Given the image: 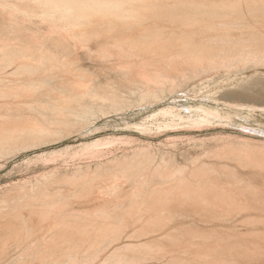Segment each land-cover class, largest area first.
I'll return each mask as SVG.
<instances>
[{
  "label": "rangeland",
  "instance_id": "374dc122",
  "mask_svg": "<svg viewBox=\"0 0 264 264\" xmlns=\"http://www.w3.org/2000/svg\"><path fill=\"white\" fill-rule=\"evenodd\" d=\"M161 1L91 32L0 0V264H264V0Z\"/></svg>",
  "mask_w": 264,
  "mask_h": 264
},
{
  "label": "bare ground",
  "instance_id": "6f19581e",
  "mask_svg": "<svg viewBox=\"0 0 264 264\" xmlns=\"http://www.w3.org/2000/svg\"><path fill=\"white\" fill-rule=\"evenodd\" d=\"M32 2L34 1V2H36V4L38 5V6H41V9H43L44 10V14H45V18H47L48 17V19H54V20H59L61 23H63L62 25H71V27H72V29L73 28H75V27H78V31L80 30V27H85V26H97V27H101L100 29H97V31L98 30H101L102 28H104V29H111V30H116L118 27H123L124 25H125V23H128V22H133V21H136V20H142V19H140V16L137 14L138 12H140V11H149L150 13H155V10L154 9H157V8H160L161 9V7L164 5V4H161V5H159L158 4V2L159 1H161V0H31ZM198 1V0H197ZM197 1H196V3H197ZM164 3V1H161V3ZM215 2V1H214ZM246 2V1H245ZM190 3V2H189ZM188 3V4H189ZM202 3V2H201ZM199 3L200 5H203L204 3ZM213 3V2H212ZM215 3H217V2H215ZM225 3H227V7L225 6V5H223V6H221V7H219V8H217L216 9V4H215V6H214V4H212L215 8V12H213V13H210L211 11H212V9L213 8H211V11L209 10V6L211 5V1H210V5L209 6H207V7H204L203 6V8L205 9V8H207L208 9V11L209 12H207L206 10H204L205 12H207V14L208 13H210L211 15L213 14V15H215V17H216V15L218 16L219 14L221 15L222 14V12L220 13V12H218L219 14H214V13H216V10L218 11V9H221L222 7H224V9H225V11H226V8H229L230 10H231V8H234V7H230V6H232V3L233 2H224V4ZM228 3H230L231 5H229V7H228ZM240 3V2H239ZM244 3V2H243ZM249 3V2H248ZM248 3H246V4H248ZM257 3V2H256ZM20 4H22V3H20ZM199 4H198V6H199ZM205 4H209V2H207V3H205ZM233 4H235V5H233V6H237L236 5V3L234 2ZM242 4V3H241ZM241 4H239V6L241 5ZM245 4V3H244ZM243 4V5H244ZM250 4H251V2H250ZM249 4V5H250ZM255 4V3H254ZM263 4V3H262ZM31 5V4H30ZM29 5V6H30ZM152 5V6H151ZM194 6L192 3H190V6ZM261 5V4H260ZM260 5H259V7H260ZM15 6V5H14ZM32 6V5H31ZM33 6H34V4H33ZM36 6V5H35ZM166 6V5H165ZM165 6H164V9H166L165 8ZM191 6V7H192ZM219 5H217V7H218ZM252 6H253V4H252ZM251 5H250V7H252ZM255 6L257 7V5H254L253 7L255 8ZM37 7V6H36ZM195 7H196V9H198L199 8V10H200V8H202V6H199L198 8H197V6H194V8H192L193 10L195 9ZM250 7H248V8H250ZM252 7V9L254 10V8ZM261 7H263L262 5H261ZM261 7H260V9L258 8V11H256L257 10V8L255 9V11L253 12V11H251L252 9H249L250 10V12H251V14L252 13H257V12H259V11H261ZM17 8H19V6H17ZM35 8V7H34ZM163 8V7H162ZM189 8V7H188ZM187 8V9H188ZM236 8V7H235ZM234 8V9H235ZM264 8V7H263ZM38 9H40V8H38ZM38 9H37V11H35L36 10V8H35V12H39L38 11ZM40 9V10H41ZM196 9H195V11H196ZM239 9L241 10H243V8H240L239 7ZM244 9H245V7H244ZM247 9V8H246ZM245 9V10H246ZM154 10V11H153ZM158 10V9H157ZM163 10V9H162ZM199 10H198V13H199V15H200V13L202 14L203 12L202 11H200L199 12ZM203 10V9H202ZM222 10V9H221ZM220 10V11H221ZM236 10H238V8L236 9ZM240 10H238V12L240 13L241 11ZM245 10L243 11V12H245ZM248 10V9H247ZM246 10V11H247ZM172 11V10H171ZM186 11V10H185ZM185 11H183V12H185ZM188 11V10H187ZM185 12L187 15H189V16H191L188 12H190L191 11V9H190V11H188V12ZM235 11V10H234ZM264 11V9L261 11V12H263ZM149 12H147L148 14H150ZM157 12H159V11H157ZM156 12V13H157ZM228 12H229V10H228ZM238 12H234L235 14H238V15H240L241 13H243V12H241L240 14L238 13ZM249 11H248V13H250ZM146 13V12H145ZM146 13V14H147ZM154 14V16H159V14ZM168 13V12H167ZM191 13V12H190ZM197 13V14H198ZM225 12L223 11V14H224ZM233 13V12H232ZM248 13H247V15H248ZM37 14H39L38 15V17L40 18V17H42L43 15H40V12L39 13H37ZM42 14V13H41ZM176 14V13H175ZM222 14V15H223ZM244 15L246 14V13H243ZM242 14V15H243ZM203 15V14H202ZM204 15H206V13L204 14ZM220 15H219V17H220ZM221 15V16H222ZM229 15V14H228ZM241 15V16H242ZM260 15V14H259ZM37 16V15H36ZM144 16V15H143ZM177 16V15H176ZM201 16V15H200ZM38 17H36V18H38ZM137 17V19H135ZM188 17V16H187ZM192 17H193V15H192ZM202 17V16H201ZM218 17V18H219ZM56 18V19H55ZM221 18V17H220ZM252 18V17H251ZM250 18V19H251ZM256 18V17H255ZM42 19H44V17H42ZM47 19V20H48ZM178 19V18H177ZM202 19V18H201ZM222 19H223V17H222ZM243 19H245V18H243ZM195 20H196V18H195ZM246 20H249V17L246 19ZM51 21V20H50ZM58 21V22H59ZM160 21V20H159ZM189 21V20H188ZM52 22V21H51ZM155 22V21H154ZM252 22V21H251ZM147 23V22H146ZM233 23H235V22H233ZM237 23H239V21H237ZM139 24V23H138ZM236 24V23H235ZM58 25H60L61 26V24H58ZM136 25V24H135ZM191 25V24H190ZM226 25V24H225ZM232 25V24H231ZM237 25V24H236ZM244 25V24H243ZM65 26H63L64 28H66ZM156 26H158V25H156ZM160 26V25H159ZM229 26V25H228ZM238 26V25H237ZM247 26V25H246ZM130 27H131V25H130ZM133 27V26H132ZM147 27V26H146ZM153 27H154V25H153ZM212 27V26H211ZM219 27V26H218ZM225 27V26H224ZM231 27V26H230ZM233 27H234V25H233ZM68 28V27H67ZM70 28V27H69ZM68 28V29H69ZM89 29H90V27H88ZM87 27L86 28H84V29H87V30H89ZM94 27H92L90 30H91V32H93L95 29H93ZM136 28V27H135ZM139 28H141V27H139ZM132 29V28H131ZM144 29V28H143ZM155 29V28H154ZM198 29V28H197ZM76 30V31H77ZM82 30V29H81ZM87 30H86V32H87ZM103 30V29H102ZM118 31L120 30L119 28L117 29ZM135 30V29H134ZM75 31V30H74ZM73 31V32H74ZM83 31H85V30H83ZM82 31V32H83ZM143 31V30H142ZM91 32H87V33H85V35L86 34H88V33H91ZM107 32V31H106ZM136 32V31H135ZM194 32V31H193ZM110 33V32H109ZM112 33V32H111ZM175 33V32H174ZM96 34H98L97 36V38L99 39V33H96ZM132 34V33H131ZM89 35V34H88ZM87 35V36H88ZM93 35V36H92ZM106 35V34H105ZM123 35V34H122ZM128 35V34H127ZM139 35V34H138ZM155 35V34H154ZM196 35V34H195ZM205 35V34H204ZM91 36L92 37H95L96 35H94V34H91ZM90 35H89V37H91ZM101 36V35H100ZM114 36V35H113ZM116 36H118V37H121V35L119 36V35H117L116 34ZM132 37H133V35H131ZM128 37V36H127ZM228 37V36H227ZM251 37H253V36H250V37H247L248 39H250L252 42L254 41V43H255V40H258V36H257V39H255V40H253V38L251 39ZM260 37H263V36H260ZM259 37V38H260ZM101 38V37H100ZM107 38V37H106ZM116 37H114V39H115ZM122 38V37H121ZM126 38V37H125ZM211 38V37H210ZM218 38V37H217ZM217 38H213L215 41H218V42H220V38H219V40L217 39ZM264 38V37H263ZM263 38H261V39H263ZM95 39V38H94ZM116 39H119V38H116ZM127 39V38H126ZM222 40L221 41H223L224 39L223 38H221ZM237 39V38H236ZM248 39H246L245 41H247ZM153 40V39H152ZM169 40V39H168ZM212 40V39H211ZM242 40V39H241ZM249 40V41H250ZM264 40V39H263ZM114 41V40H113ZM117 40H115L114 42H116ZM122 41V40H121ZM139 41V40H138ZM137 41V42H138ZM183 41V40H182ZM213 41V40H212ZM237 41V40H236ZM248 41V42H249ZM114 42H112V44H114ZM123 42H125V40H123ZM127 42V41H126ZM129 42H131V41H129ZM134 42V41H133ZM151 42V41H150ZM167 42V41H166ZM241 43L243 42V41H240ZM239 41H238V43H240ZM247 42V43H248ZM119 43V42H118ZM117 42H116V45L117 46H119L120 45V43L118 44ZM135 43V42H134ZM144 43V42H143ZM183 43V42H182ZM185 43V42H184ZM210 43V42H209ZM222 43H225V42H222ZM227 43H228V41H227ZM246 43V42H245ZM251 43V42H250ZM253 43V44H254ZM258 43H260V40H259V42H257V44ZM262 43V42H261ZM260 43V44H261ZM263 43H264V41H263ZM111 44V45H112ZM138 44V43H137ZM212 44V43H211ZM244 43H242V45H243ZM256 44V43H255ZM141 45V44H140ZM214 45H215V43H214ZM216 45H218V43L216 44ZM251 45V44H250ZM22 46V45H21ZM128 46V45H127ZM129 46H130V43H129ZM219 46H221V43H220V45ZM237 45H235L234 46V49H235V47H236ZM239 46V45H238ZM245 46H247V45H245ZM244 46V47H245ZM249 46V45H248ZM258 46V45H257ZM260 46H262V45H260ZM259 46V47H260ZM132 47H133V44H132ZM23 48V47H22ZM117 48V47H116ZM237 48V47H236ZM241 49L243 48L242 46L240 47ZM261 48H263V47H261ZM124 49V48H123ZM111 50V49H110ZM133 52H135V54L137 53L136 51H139V49H135V50H133V49H131ZM142 50V49H141ZM139 51L138 53L140 54V52H142V51ZM203 50V49H202ZM211 50V49H210ZM216 50V49H215ZM221 50V49H220ZM236 50V49H235ZM7 51V50H6ZM8 51H10V50H8ZM22 51V50H21ZM29 51H32L31 50V48H29ZM42 51H44V50H42ZM145 51V50H144ZM194 51V48L192 49V51H191V53ZM195 51H197L196 53L197 54H201V53H203V51H200V52H198V49L196 48L195 49ZM195 51H194V55L195 56H197V54H195ZM219 51V50H218ZM223 53L225 52L224 50H221ZM238 52H239V49L237 50ZM0 52H2V51H0ZM13 52H15V51H13ZM113 52V51H112ZM174 52V51H173ZM184 52H189V54H190V50L189 51H184ZM204 52H205V50H204ZM6 53V52H5ZM10 53L11 52H7V54H9L10 55ZM22 53V52H21ZM34 53V52H33ZM129 53H130V51H129ZM137 53V54H138ZM179 53V52H178ZM206 53V52H205ZM215 53H216V51H215ZM219 53H220V51H219ZM230 53V52H229ZM228 53V54H229ZM3 54V53H2ZM11 54H13V53H11ZM42 54H44L43 52H42ZM136 54V55H137ZM193 54L191 55L190 54V56H193ZM222 54V53H221ZM47 55V54H46ZM50 55V54H49ZM130 55V54H129ZM225 55H227V51H226V53H225ZM11 56V55H10ZM43 56V55H42ZM44 56H45V54H44ZM170 56V55H169ZM199 56V55H198ZM21 57V56H20ZM22 57H23V55H22ZM124 57H127V56H124ZM206 57V56H205ZM227 57H228V55H227ZM7 58V57H6ZM26 58V57H25ZM53 57H51V59H52ZM208 58H210V57H208ZM15 59V58H14ZM18 59H19V57H18ZM43 59V58H42ZM46 59V58H45ZM158 59V58H157ZM164 59V58H163ZM202 59V58H201ZM48 60V59H47ZM54 60H56V59H54ZM53 60V61H54ZM45 61V60H44ZM43 61V62H44ZM65 62H67V61H65ZM144 62V61H143ZM3 63H4V61H3ZM148 65V64H147ZM197 65V64H196ZM41 66V65H40ZM71 67L73 68V66L71 65ZM39 68V67H38ZM42 69V68H41ZM44 69H46L45 67H44ZM47 70V69H46ZM79 70V69H78ZM39 73V72H38ZM154 76V75H153ZM39 78V77H38ZM40 79V78H39ZM42 79V78H41ZM43 83V82H42ZM7 97V96H6ZM32 97H34V95L32 96ZM10 98V97H9ZM17 98V97H16ZM23 99V98H22ZM10 100H12V99H10ZM27 123V122H26ZM28 126V125H27ZM41 131H42V129H41ZM49 203V202H48Z\"/></svg>",
  "mask_w": 264,
  "mask_h": 264
}]
</instances>
